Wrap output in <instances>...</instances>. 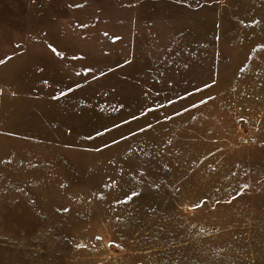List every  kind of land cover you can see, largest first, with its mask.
Segmentation results:
<instances>
[{"label":"rangeland","instance_id":"374dc122","mask_svg":"<svg viewBox=\"0 0 264 264\" xmlns=\"http://www.w3.org/2000/svg\"><path fill=\"white\" fill-rule=\"evenodd\" d=\"M120 3L0 0V264H264V0L169 49Z\"/></svg>","mask_w":264,"mask_h":264},{"label":"crops","instance_id":"0c3cea01","mask_svg":"<svg viewBox=\"0 0 264 264\" xmlns=\"http://www.w3.org/2000/svg\"><path fill=\"white\" fill-rule=\"evenodd\" d=\"M224 4V0H121L119 10L125 9L128 19L118 29L124 32V41L134 48L191 47L187 43L190 38L184 41L180 32L189 35L205 31L209 26L207 21L212 23L214 19L216 32H222ZM106 13L103 15L107 16Z\"/></svg>","mask_w":264,"mask_h":264}]
</instances>
